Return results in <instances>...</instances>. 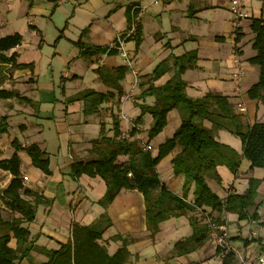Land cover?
Returning a JSON list of instances; mask_svg holds the SVG:
<instances>
[{"label": "crops", "instance_id": "crops-1", "mask_svg": "<svg viewBox=\"0 0 264 264\" xmlns=\"http://www.w3.org/2000/svg\"><path fill=\"white\" fill-rule=\"evenodd\" d=\"M231 1L73 0L60 3L57 0H0V39L16 34L22 36L21 45L3 54L7 58L16 54L18 65L29 66L14 69L11 64L0 61V90L17 92L28 99L25 102L17 98L0 99V119L7 117L9 124L8 133L0 135V160L10 159L15 154L14 140L22 147L36 144L47 153L52 172L47 176L33 166L26 152L18 153L24 186L41 196L43 202L37 204L35 221L28 225L34 248L27 258L16 264L47 262L43 251H56L68 243L73 224L88 226L103 215L111 221V227L100 243L114 255L122 242L113 238H125L131 254L127 264H222V256L212 240L186 255L175 250L176 243L193 235L192 218L205 225L201 211L169 219L153 236L148 228L142 193L123 189L113 203L102 206L107 192L105 181L99 176L88 175L74 180L72 166L79 161L97 160L105 152L104 147H95L93 142L100 140L103 134L116 139L115 120L119 123L121 138L123 133L131 132L134 120L141 115L139 105L155 104L154 97L141 98L146 88L141 86L147 82L145 77L153 74L162 62L190 52L197 54L196 67L183 75L190 98L201 99L210 92L228 96L245 126L264 123V104L248 97V91L260 76L259 67L249 63L256 55L252 48L251 25L253 20L264 18V0H241L246 18L237 25L230 11ZM138 27L141 29L139 46ZM120 41L133 61L120 82L124 91L121 97L97 73L100 68L112 71L127 66L115 48ZM247 47H251L249 55H246ZM84 51L98 53L84 57ZM173 63L155 86L164 85L176 74ZM134 70L139 77L136 86ZM87 91L114 93L115 97L102 104L98 113L87 115L85 102L76 100ZM172 115L176 118L178 114L171 111L169 122ZM153 124L152 116L145 115L138 127L141 144L149 142L148 131ZM205 124L211 127L210 123ZM179 125L181 117L170 138ZM162 135L149 143L154 156L159 146L168 140V137L161 140ZM217 137L243 155L239 138L227 131H219ZM177 153L167 156L157 166V171L171 192L193 204L195 186L185 193V177L174 174L172 160ZM121 160L125 162L128 157ZM217 172L222 184L215 180L213 184L208 180V184L223 200L231 194H244L251 178L264 179V169H251L245 158L241 159L237 175L225 166H219ZM12 179L9 172L0 169V206L3 204L6 211L3 194ZM259 194L264 197V182L256 198V203L262 204L257 212L259 220H248V226L240 223L237 214L205 208L220 220V227L228 233L227 249L236 256L232 264H242L243 260L258 264L263 254L264 237L259 234V228H264L261 225L264 199L260 200ZM26 200L36 205L35 197ZM253 213L252 210L251 215ZM11 246H16L15 240Z\"/></svg>", "mask_w": 264, "mask_h": 264}, {"label": "trees", "instance_id": "trees-1", "mask_svg": "<svg viewBox=\"0 0 264 264\" xmlns=\"http://www.w3.org/2000/svg\"><path fill=\"white\" fill-rule=\"evenodd\" d=\"M137 11L134 12L136 17ZM130 15V11H129ZM130 21L132 18L129 17ZM254 39L252 48L256 55L249 59V63L259 67L258 82L248 91V97L253 101L264 104V18L255 19L251 25ZM141 29L137 28V45L141 43ZM238 39V37H237ZM22 43L19 34L0 39V61L11 64L14 69H23L28 65H18L16 54L7 58L3 53L11 51ZM118 43L115 48L117 49ZM105 52V51H102ZM98 52L84 51V57L92 56ZM177 69L176 74L164 85L155 86V82L165 76L171 63ZM197 65V54L187 53L162 62L150 76L145 77L147 82L141 84L145 88L141 98H155L153 106L139 105L141 115L134 120L130 132L132 139L121 138L119 123L115 120L116 139L106 138L103 134L100 140L94 141L93 146L105 148V152L97 160L90 162H75L72 166V176L78 180L83 175L101 177L107 186V192L101 201L102 206H108L123 190H132L142 193L146 201V217L149 231L154 236L160 230V225L173 217L187 215L211 208L213 212L234 213L240 220H259L257 214L260 205L256 203L258 191L264 179L249 180V188L244 194H231L226 200L221 199L208 184V180H215L222 184V179L217 172L219 166L227 167L234 175L238 174L241 159L245 158L251 164V169H264V123L257 122L253 126H245L243 117L235 113V108L228 96L210 92L201 99L190 98L187 85L183 80L186 71L194 69ZM128 66L115 70L98 69L100 79L108 86L115 89L121 97L124 94L120 82L128 73ZM114 93L100 94L94 91L81 93L76 100L85 102L87 115L99 112V108L107 101L114 99ZM28 101L17 92L0 90V99H14ZM177 110L181 117V125L172 138L161 144L156 156L151 151H145L142 141L133 139L141 131L138 129L143 123L145 115L152 116L154 124L148 131L149 143L158 137L166 128L168 115ZM206 122L211 127L206 126ZM8 118L0 119V135L8 133ZM219 131H227L238 137L243 145V155L218 140ZM15 154L6 160H0V169L9 172L13 179L10 186L3 194L5 209L0 206V264H16L27 258L32 252L34 242L28 225L35 221L37 204L42 203V197L26 188L21 173V158L19 152H26L32 160L33 166L40 169L47 176H51L50 159L45 151L34 144L22 147L17 140L12 142ZM178 151L172 160L175 176H184V191L187 193L192 185L195 186V202L187 203L185 198L171 192L162 182L157 171L159 163L171 153ZM128 157L123 162L121 159ZM27 197H35L36 205ZM254 213L251 215V211ZM202 220V219H201ZM217 225L221 226L219 219L214 218ZM193 235L176 243L175 250L181 255L192 253L202 247L208 240L209 229L200 224V220L192 218ZM264 227V221L261 223ZM111 227V221L106 215L88 226L73 224L71 238L62 244L56 251L44 250L48 261L43 264H127L131 257L128 250V241L116 236L115 241L122 242V247L110 255L100 241ZM15 240L16 246L11 242ZM248 244V242L246 243ZM264 254V244H261ZM217 253L222 256V264H232L235 254L227 248H217Z\"/></svg>", "mask_w": 264, "mask_h": 264}, {"label": "built area", "instance_id": "built-area-1", "mask_svg": "<svg viewBox=\"0 0 264 264\" xmlns=\"http://www.w3.org/2000/svg\"><path fill=\"white\" fill-rule=\"evenodd\" d=\"M57 1L61 3V2H71L73 0H57ZM230 11L234 17V22L236 25L241 20L246 18V15L243 11V6H242L241 0H232L230 3ZM117 49H118L120 55L125 59L127 66L132 67V65H133L132 58H131L129 52L125 49L124 43L122 41L119 42ZM133 73H134V79H135L134 80V86H136L139 83L138 72L134 70ZM133 128H136L134 123L132 124L131 130ZM122 138L123 139H131L130 132L123 133ZM134 139L141 140L139 135H137ZM142 147L145 151H151L152 150L151 146L148 144H142ZM201 218H202V221L204 222V224L209 229L210 240H212L217 247L227 248L229 246L228 241H227V238H228L227 231L216 224L214 217L211 213L203 212ZM242 264H252V263L243 260ZM258 264H264V254H262L258 258Z\"/></svg>", "mask_w": 264, "mask_h": 264}, {"label": "rangeland", "instance_id": "rangeland-1", "mask_svg": "<svg viewBox=\"0 0 264 264\" xmlns=\"http://www.w3.org/2000/svg\"><path fill=\"white\" fill-rule=\"evenodd\" d=\"M251 48V47H250ZM249 47H247L246 48V55H249V53H248V51H250L251 49H250ZM145 105V104H144ZM147 106H150V105H147ZM140 111H141V109H140ZM173 111H175L176 112V114H178V115H176L177 117L176 118H174L173 116L174 115H172V117H171V120H170V122L168 121V123H167V126H166V128L163 130V135L162 136H160L161 137V140H163L165 137H168V139H170V137L171 136H169L171 133H172V131H174V129H175V127H176V121H177V123H178V120H180V115H179V112L177 111V110H173ZM172 111V112H173ZM263 112L262 113H264V109L262 110ZM178 112V113H177ZM261 117V116H260ZM15 124H13V126H14ZM180 127V125L177 127V129L175 130V132L178 130V128ZM15 130V128H13V131ZM175 134V133H174ZM232 135V134H231ZM232 136H234V137H236L235 135H232ZM236 138H238V137H236ZM143 142V141H142ZM164 160V159H163ZM162 160V161H163ZM161 161V162H162ZM161 162L159 163V164H161ZM165 164V163H164ZM165 168V167H164ZM162 173V172H161ZM209 182L211 183V184H213L214 183V181L213 180H211V179H209ZM0 195H1V191H0ZM260 195V200L261 199H264V197H263V195L262 194H259ZM259 205H260V207H261V203H259ZM1 206H3V204H1ZM5 215H8V211H6L5 210ZM202 216V215H201ZM239 221H240V223H242V225L243 226H248V223H247V221L248 220H240L239 219ZM259 234L262 236V237H264V228H262V227H260L259 228Z\"/></svg>", "mask_w": 264, "mask_h": 264}]
</instances>
